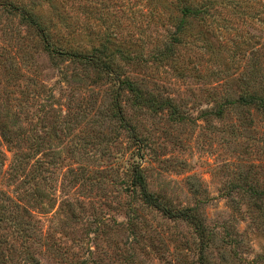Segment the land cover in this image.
I'll list each match as a JSON object with an SVG mask.
<instances>
[{
  "label": "rangeland",
  "instance_id": "obj_1",
  "mask_svg": "<svg viewBox=\"0 0 264 264\" xmlns=\"http://www.w3.org/2000/svg\"><path fill=\"white\" fill-rule=\"evenodd\" d=\"M235 1L217 0L211 22L222 34L205 36L209 48L191 49L187 38L170 64L153 61L169 29L155 22L157 0H0V133L11 141L0 137L4 169L14 153L35 165L33 181H3L0 191L22 203L35 195L28 205L46 241L25 246L40 264H200L201 254L208 264H264V198L250 190L264 189V117L215 111L236 99L237 74L263 59L260 0H245V17ZM8 5L40 17L53 52L108 39L131 60L115 54L113 72L92 71L49 54ZM188 27L194 34L202 23ZM118 75L170 105L136 104ZM135 166L161 204L200 220L203 239L187 220L144 203L131 184ZM12 235L0 223L2 239L19 248Z\"/></svg>",
  "mask_w": 264,
  "mask_h": 264
},
{
  "label": "trees",
  "instance_id": "obj_2",
  "mask_svg": "<svg viewBox=\"0 0 264 264\" xmlns=\"http://www.w3.org/2000/svg\"><path fill=\"white\" fill-rule=\"evenodd\" d=\"M232 2V1H228ZM245 0H236L233 5V10L236 9L240 16L246 15L245 11L241 10L242 4ZM260 12L256 14L259 16V22L263 27L264 33V0H260ZM222 5V4H221ZM9 11L14 15H17L21 22L27 26L33 28L40 35L41 41L44 44V50L46 52L55 53L59 56H63L70 63L79 65L83 68L90 69L92 71H112L115 68L116 55L119 57L117 60L129 62L131 59L124 56V52L115 47L111 49V42L107 39H101L96 43L89 44L87 49L70 48L67 50L58 49L57 52L51 50L52 36L47 30L45 25L40 21V17L33 11L27 10L23 6L8 5ZM219 7L217 0H157L152 5V11L155 22H165L169 27L166 29V36L163 41L154 45L153 47V61L157 63L167 62L173 64L178 60L179 49L186 44L187 38H192L188 45L191 49H203L209 48L210 44L205 39V36L211 35V37H220L222 29L217 28L211 22V19L216 14ZM240 10V11H239ZM191 23H197L202 27L196 33H190L188 25ZM215 36V37H214ZM200 45H198V43ZM264 51V47H262ZM245 52V50L241 51ZM263 59L259 62V59L251 60V65L247 69L237 74L236 81L238 82V95L235 100H231L230 97L226 98L224 103L216 104V115H221L227 108H241L252 109L264 117V52ZM249 55L254 56V53ZM255 58V57H254ZM260 58V57H259ZM121 91L131 93L134 96L135 103L141 106H150L152 108H158L157 105L165 104L170 105V100L157 103L156 97L151 95L148 91L142 89L138 83L133 82L129 78H122L118 75L117 78ZM119 90V91H120ZM120 121L123 126L129 130L123 118L120 117ZM7 133H0V137L6 142H11ZM133 136V133L131 132ZM25 157L19 154H13V158L7 169H4V154L0 149V182L4 181V186L9 187V182L15 184V179L21 176L26 179L28 176L29 181L34 180L35 165H28ZM28 181V182H29ZM132 185L138 188L141 199L147 205L156 208L161 211L163 215L168 218H181L190 222L200 239H203L204 228L198 220V218L189 213V210L172 211L161 204L147 189V183L143 175L142 170L135 166L132 169L131 174ZM233 188H237V185H232ZM252 196L257 200L264 198V189L256 190L250 189ZM31 193V192H30ZM35 198V195L29 194L26 203H22L21 200L13 196V192L0 191V223H6L7 227L13 232L10 237L12 241L20 240V247L17 248L13 243L9 242L7 238L2 239L0 236V264H40L37 261L28 247L25 246L27 241H43V231L38 228L37 222L33 219L31 214V203ZM51 251V250H50ZM53 254L62 258L64 252L60 250L53 251ZM74 264H87L85 260H78ZM200 264H208L203 254L200 255Z\"/></svg>",
  "mask_w": 264,
  "mask_h": 264
}]
</instances>
